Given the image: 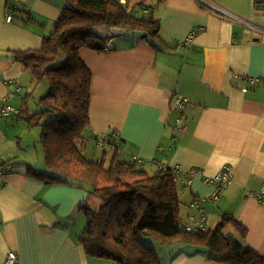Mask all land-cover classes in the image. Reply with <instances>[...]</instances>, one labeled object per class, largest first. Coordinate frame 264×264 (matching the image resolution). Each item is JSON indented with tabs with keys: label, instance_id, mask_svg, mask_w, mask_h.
<instances>
[{
	"label": "crops",
	"instance_id": "obj_1",
	"mask_svg": "<svg viewBox=\"0 0 264 264\" xmlns=\"http://www.w3.org/2000/svg\"><path fill=\"white\" fill-rule=\"evenodd\" d=\"M119 1L137 17L159 18L160 32L151 44L119 28L107 36L105 51L79 50L93 73L91 137L114 131L125 159L138 155L152 172L180 168L184 218L195 213V199L211 213L209 228L233 213L248 228L246 243L264 254V204L251 194L264 185V0H211L223 8L215 11L201 0ZM55 3L0 0V100L21 109L0 115V160L11 161L0 185V264L9 251L18 253L19 264H98L77 239L86 224L83 206L94 207L98 198L76 185H48L27 174L32 165H14L19 119L29 127L32 99L43 91L13 50L41 46L63 8ZM8 9L15 11L12 20ZM177 96L188 99L183 119ZM177 118L187 124L184 131ZM226 164L234 180L214 201L207 177ZM173 247L163 264H225L189 244Z\"/></svg>",
	"mask_w": 264,
	"mask_h": 264
},
{
	"label": "trees",
	"instance_id": "obj_2",
	"mask_svg": "<svg viewBox=\"0 0 264 264\" xmlns=\"http://www.w3.org/2000/svg\"><path fill=\"white\" fill-rule=\"evenodd\" d=\"M65 1L41 46L13 50V59L31 69L36 84L44 80L49 84L48 92L40 98L41 109L27 116L29 127L42 129L40 142L47 167L40 170L29 166L27 174L48 185L86 188L101 202L98 208H82L86 225L77 239L87 254L109 258L112 264H163L157 248L141 240L140 234L149 233L162 244H189L220 263L264 264V254L246 243L248 228L233 213L224 212L218 224L210 228L208 224L207 230L185 229L178 187L182 173L177 167L149 172L123 159L122 140L113 135L114 131L107 135L106 145L111 147L108 158L106 150L97 161L85 156L83 148L91 138L93 73L79 50L107 49L108 37L95 30L104 24L138 31L153 44L160 32V20L151 14L137 17L128 13L119 0ZM26 14L27 21H37L29 11ZM63 52L65 58L60 59ZM184 109H178L180 116ZM0 167L8 170L11 161L0 160ZM0 185H4L1 178ZM205 210L210 222L211 213Z\"/></svg>",
	"mask_w": 264,
	"mask_h": 264
},
{
	"label": "rangeland",
	"instance_id": "obj_3",
	"mask_svg": "<svg viewBox=\"0 0 264 264\" xmlns=\"http://www.w3.org/2000/svg\"><path fill=\"white\" fill-rule=\"evenodd\" d=\"M50 1L54 2V3L55 2L58 3L61 7L62 6L64 7L66 4L65 0H50ZM22 5H24L23 2H22ZM53 27H54L53 24H50L47 27V29H46L47 35L52 31ZM119 28L121 29V27H118V26H112L109 24H104V25L97 26L95 30L100 34L109 37L111 33L117 32ZM47 35H45V36H47ZM65 54H66V52H63L60 55V59L65 58ZM40 88H42V91H43L42 94L43 95L46 94L48 92V88H49L48 82L46 80L44 81V83L41 82ZM41 95H38V98L36 99V103H35L34 99H32V103H33V110L32 111L33 112H34V110H36V109L38 110L40 108L38 101L40 102V98H41L40 96ZM32 111H30V112H32ZM19 120H20L19 125H21V128L19 129V135L16 139V143L18 142L19 146L17 149L18 155H17V157L14 158L16 160L15 163L16 162L17 163L16 164L14 163V165L25 168V167H28V164H29V165L34 166L37 169L43 170V168H45L47 166H46V159H45V151H44V148L40 142V135H41L42 129H41V127H32V128L26 127L24 125L23 120L22 119H19ZM104 147H103V149L99 148L96 140L91 137L88 139L87 144L83 148V150H84V154L87 158L97 161V160H100L102 153H103V150H104ZM107 154L109 157L111 155V151L109 150L107 152ZM134 156H137L138 159L140 158L138 155H134ZM134 156L131 157L132 159L128 160V161H134L135 162V160H137V159H133ZM121 157L123 159L128 158V156L124 155V154H121ZM125 160H127V159H125ZM109 161L110 160H108V162ZM108 164L109 163L106 162V165H108ZM163 167L167 168V166H162L161 169H163ZM146 170L149 172H152L151 168L147 167ZM100 203L101 202L98 198L97 205H95L93 208H98ZM214 223H215V221H214ZM140 237H141V240L145 244L150 245V246H152V244H153L157 248L161 258H164L165 254L168 253L169 251H171L174 248L173 246L178 243V242H176V243H172V244H162L155 238L154 235L149 234V233H142V234H140ZM96 259L98 260V264H112V260L109 258L97 257Z\"/></svg>",
	"mask_w": 264,
	"mask_h": 264
},
{
	"label": "built area",
	"instance_id": "obj_4",
	"mask_svg": "<svg viewBox=\"0 0 264 264\" xmlns=\"http://www.w3.org/2000/svg\"><path fill=\"white\" fill-rule=\"evenodd\" d=\"M202 1V5L208 9H211L213 11L215 10H223L222 7H219L218 5L214 4L211 0H201ZM15 11H13L12 9H8L7 10V17L8 20H12L13 19V13ZM230 14V13H229ZM175 102L178 106V109L180 108V110L182 111L183 108L185 107L188 99L184 96H177L175 97ZM21 113V109L11 105V104H7L3 101L0 100V115L3 116H10L12 114L18 115ZM183 119V116H181ZM181 118H177L176 122L177 124H180L182 121ZM180 129L182 131H184L187 127V124H182L179 125ZM107 135L108 134H104L103 136L99 137L97 140L98 146L99 148L103 149V147L106 145L107 143ZM113 135L115 137H117V133L114 132ZM133 159H138L137 156H134ZM163 169L165 170L166 168L163 167ZM176 171L178 173H180V168H176ZM9 170H6L4 167H0V178L2 179V181H5L6 176L9 174ZM215 178L220 179L222 181H227L229 179V176L227 174H217L215 175ZM207 181L209 182L210 180L207 178ZM187 182H189L187 180ZM251 194H253L261 203L264 204V185H262L258 190L255 191H251ZM205 200V199H202ZM192 219L194 220V226H188L187 229L188 230H207L208 229V224H209V215L207 212H201L199 214V216L194 217L192 216ZM15 260V255L13 253H10L5 264H13Z\"/></svg>",
	"mask_w": 264,
	"mask_h": 264
},
{
	"label": "bare ground",
	"instance_id": "obj_5",
	"mask_svg": "<svg viewBox=\"0 0 264 264\" xmlns=\"http://www.w3.org/2000/svg\"><path fill=\"white\" fill-rule=\"evenodd\" d=\"M143 161L144 160L142 158H139V159L135 160V162L138 165H140V166H143L142 165ZM217 174H227L229 176V179L227 181H222L220 179H217V178H215V175H217ZM215 175L214 176H209L207 178L210 180L209 183L212 184V185H214V187H215V192H214V194L212 196V199L214 201H218L220 199L221 195H222L223 190L226 187L230 186L231 183L234 180L233 167H232V165H230V164L224 165ZM182 204L184 205V202H182ZM190 207L195 210V213H190V214L187 215V217L184 218L185 229L187 231H189V232H198V231H201V230H195V229L188 230L187 227L188 226H194V220L192 219V216L197 217V216H199V214L202 211L203 212H206L205 207L201 204V202H200L199 199H195L194 201H192L190 203ZM10 253H13L15 255V260H14V263L13 264H19V255L15 251H9L7 253L3 264H5V262H6V260H7V258H8V256H9ZM95 258H97V257H95Z\"/></svg>",
	"mask_w": 264,
	"mask_h": 264
}]
</instances>
